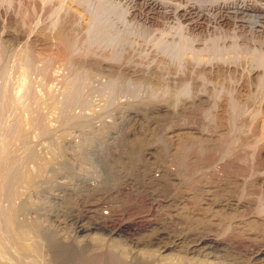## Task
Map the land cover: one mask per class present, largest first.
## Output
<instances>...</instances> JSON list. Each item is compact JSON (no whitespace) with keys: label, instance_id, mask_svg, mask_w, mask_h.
Wrapping results in <instances>:
<instances>
[{"label":"rangeland","instance_id":"rangeland-1","mask_svg":"<svg viewBox=\"0 0 264 264\" xmlns=\"http://www.w3.org/2000/svg\"><path fill=\"white\" fill-rule=\"evenodd\" d=\"M260 205L264 0H0V264H263Z\"/></svg>","mask_w":264,"mask_h":264},{"label":"bare ground","instance_id":"bare-ground-1","mask_svg":"<svg viewBox=\"0 0 264 264\" xmlns=\"http://www.w3.org/2000/svg\"><path fill=\"white\" fill-rule=\"evenodd\" d=\"M244 8L247 9V8H250V7L243 6L242 9H244ZM251 8H253V9H261V8H259V7H258V8H257V7H251ZM253 9H252V10H253ZM256 11H257V10H256ZM135 155H136V154H135ZM136 156L138 157V154H137ZM139 156H140V155H139ZM138 158H139V157H138ZM133 159H135V158H133ZM133 159H132V160H133ZM135 163H136V162H135ZM42 169H44V168H42ZM38 171H39V170H38ZM40 171H41V170H40ZM262 179H263V178H262ZM33 180H34V179H33ZM33 180H32V181H33ZM32 181H31V182H32ZM242 181H243V180H242ZM246 181H247V180H246ZM262 183H263V182H262ZM261 192H262V191H261ZM247 197H248V196H247ZM247 197H246V198H247ZM251 198H252V197H251ZM239 199H241V198H239ZM259 200H260V199H259ZM260 202H262V201H260ZM260 202H259V203H260ZM261 204H262V203H261ZM232 206L237 207V208H239V209H241L242 207H244V206L241 204L240 201H233V202H232ZM260 207H262L261 209H263L264 206L260 205ZM232 208H233V207H232ZM237 210H238V209H237ZM255 211H256V210H255ZM257 213H258V212H257ZM261 214H262V212H261ZM254 215H255V214H254ZM258 215H259V214H258ZM249 217H250V216H249ZM254 217H256V216H254ZM262 217H264V215H263ZM243 220H244V219H243ZM105 222H106V221H105ZM104 225H106V224H104ZM104 225H102V226H104ZM106 226H107V225H106ZM106 226H104V227H106ZM99 227H100V226H99ZM3 228H4V227H3ZM119 228H120V227H119ZM119 228H118V229H119ZM246 232H247V231H246ZM226 234H227V233H226ZM249 234H251V233L249 232ZM2 235H3V234H2ZM249 238H250V237H249ZM7 240H8V239H7ZM204 240H206V238L204 239V237H202V239H201L200 241H204ZM217 241H218V240H217ZM209 242L216 243V242L214 241V239H213V240H210ZM218 242H219V241H218ZM199 243H200V242H199ZM212 243H211V244H212ZM222 243H224V242H222ZM11 244H12V243H11ZM13 244H14V242H13ZM14 245H16V244H14ZM213 245H214V244H213ZM217 245H218V243H217ZM222 245H223V244H222ZM18 246H19V245H18ZM195 246H197V245H195ZM195 246L193 245V247H195ZM15 247H16V246H15ZM202 247H203V246H202ZM209 247H210V246H209ZM209 247H208V249H209ZM212 247H213V246H212ZM215 247H216V246H215ZM16 248H17V247H16ZM21 248H22V247H21ZM21 248H20V246H19L18 249H21ZM197 248H198V247H197ZM199 249H200V248H199ZM202 249H203V248H202ZM221 249H222V248H221ZM221 249H220V250H221ZM10 250H11V249H10ZM14 250H16V249H14ZM94 250H95V249H94ZM209 250H210V249H209ZM217 250H218V249H217ZM220 250H219V251H220ZM223 250H224V249H223ZM223 250H222V251H223ZM17 251H19V250H17ZM20 251H21V250H20ZM62 251H63V250H62ZM66 251H67V250H66ZM69 251H70V250H69ZM199 251H200V250H199ZM213 251H214V249H213ZM215 251H216V249H215ZM12 252H13V251H12ZM22 252H23V250H22ZM24 252H25V251H24ZM72 252H73V251H72ZM2 253H3V252H2ZM13 253H14V252H13ZM19 253H20V252H19ZM59 253H60V252H59ZM82 253H83V252H82ZM82 253H81V254H82ZM200 253H201V252H200ZM200 253H199V254H200ZM34 254H35V253H34ZM57 254H58V253H57ZM79 254H80V253H78V255H79ZM70 255H71V253H70ZM73 255H74V254H73ZM76 255H77V254H76ZM82 255H84V253H83ZM88 255H89V256H87V254H86V258H89V257H90L91 260H93L92 258L96 259V258L98 257V256H94L93 253H90V254H88ZM255 255H256L255 258H257V259H258L259 257H260V258H261V257H264V249H262V248L259 249V250L255 253ZM4 256H6V254H5ZM100 256H101V255H100ZM102 256H103V255H102ZM65 257H68V256H65V255H64V258H65ZM70 257L72 258V256H70ZM75 257H76V256H75ZM81 257H82V256H81ZM119 257H120V256H119ZM119 257H118L117 255L111 254V256H108L107 259H109V258L112 259V260L114 261V263H112V264H123V263L117 261V260L119 259ZM73 258H74V257H73ZM84 258H85V257H83V259H82V258H81V259L84 260ZM66 259H68V258H66ZM97 259H98V258H97ZM105 259H106V258H105ZM13 260H14V259H13ZM58 260H59V259H58ZM74 260H77V259L75 258ZM78 260H79V259H78ZM161 260H162V259H161ZM253 260H254V259H253ZM261 260H263V259H261ZM64 261H65V260H64ZM66 261H67V260H66ZM37 262H38V261H37ZM164 262H165V261H164ZM258 262H259V261H258ZM258 262L256 261V263H258ZM262 262H263V261H262ZM5 263H6V262H5ZM12 263H13V262H12ZM53 263H54V262H53ZM59 263H60V262H59ZM64 263H65V262H64ZM64 263H63V264H64ZM158 263H160V262H158ZM60 264H61V263H60ZM65 264H66V263H65ZM73 264H74V262H73ZM75 264H76V263H75ZM77 264H78V263H77ZM95 264H96V263H95ZM263 264H264V263H263Z\"/></svg>","mask_w":264,"mask_h":264}]
</instances>
